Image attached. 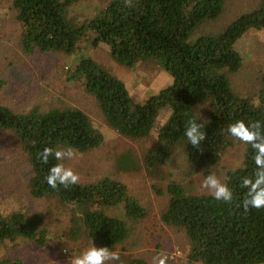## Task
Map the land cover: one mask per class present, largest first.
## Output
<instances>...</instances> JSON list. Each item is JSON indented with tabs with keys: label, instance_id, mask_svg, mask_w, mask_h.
Wrapping results in <instances>:
<instances>
[{
	"label": "trees",
	"instance_id": "16d2710c",
	"mask_svg": "<svg viewBox=\"0 0 264 264\" xmlns=\"http://www.w3.org/2000/svg\"><path fill=\"white\" fill-rule=\"evenodd\" d=\"M81 1L11 0L21 51L71 56L84 44L102 43L114 60L128 68L142 62L160 66L173 83L139 103L125 82L92 57L81 59L69 80L79 82L92 97L109 128L135 143L149 139L161 112L170 113L143 159L126 149L117 157L116 169L139 172L144 166L156 182L165 183L153 186L156 195L166 198L161 221L183 236L189 247L188 264H264V207H244L252 185L244 186L243 180L255 183L260 171L254 142L240 140L242 164L225 172L230 201L196 193L192 180L168 182L161 174L177 152L184 156L188 172L211 174L237 140L227 132L228 125L237 120L259 122L254 130L259 132L257 142L264 143V71L255 77L257 87L251 95L237 93L232 85L243 66L239 42L251 30L264 31V0L253 10L226 20L222 28L206 26L224 21L225 15L216 22L227 11V0H108L91 16L74 15L71 10ZM12 40L16 43V30ZM2 42L0 59L7 61L10 49ZM3 85L0 80V132L8 133L7 142L21 148L29 166L21 182L29 196L67 206L64 242L89 240L110 252L124 246L135 225L147 216L127 186L109 176L56 188L45 180L48 169L62 160L49 155L47 163L43 162V149L87 154L104 143L99 126L87 111L65 104L18 110L12 104L14 98L5 100ZM190 120L203 125L205 139L199 147L184 136ZM45 213L49 210L31 212L24 207L0 212V244L15 246L24 241L45 247L51 237ZM0 264L25 262L6 255L0 257ZM129 264L155 263L135 258Z\"/></svg>",
	"mask_w": 264,
	"mask_h": 264
},
{
	"label": "rangeland",
	"instance_id": "374dc122",
	"mask_svg": "<svg viewBox=\"0 0 264 264\" xmlns=\"http://www.w3.org/2000/svg\"><path fill=\"white\" fill-rule=\"evenodd\" d=\"M107 1L83 0L75 4L71 12L75 10L74 15L91 16L97 9L104 7ZM258 3L259 0H227L226 14L216 22L222 21L225 15L224 21L215 26L210 22L206 27L222 28L226 20L231 21L237 15L253 10ZM15 30L16 43L12 40ZM19 32L11 0H0V46L3 41L10 49L8 60L0 59V80L4 82L2 92L5 100L14 98L12 104L18 110L31 109L36 105L47 109L52 104H65L87 111L104 134V143L99 149L87 154L71 150L73 156L62 158V165L77 174L79 181L92 182L104 176L119 180L147 211V216L135 225L136 228L125 245L112 251L118 259H108L104 264H129L135 258L155 263V257L164 258L165 264H188L185 253L189 247L183 236L161 221L160 215L166 198L156 195L153 186L157 183L164 186L165 183L156 182L144 166L139 172H119L116 169L117 157L126 149L133 150L138 160L143 159L170 113L161 112L149 139L135 143L109 128L102 115L97 112L92 97L79 82L69 80L75 65L84 57H92L102 69L125 82L130 95L139 103L147 100L149 95L170 86L173 83L172 77L154 62H142L135 68L121 65L112 58L109 47L102 43L95 47L84 44L81 50H76L71 56L56 52L27 55L21 51L17 40ZM238 48L243 66L233 77L232 85L237 93L251 95L257 87L255 77L264 71V31L251 30L239 42ZM8 138V133L0 132V212L6 213L23 207L31 212L49 210L44 215L51 237L49 235V242L42 248L24 241H19L15 246L1 243L0 257L10 255L12 258H21L25 264H71L70 257L79 256L92 246L98 248L89 240L64 242L67 206L44 199L34 201L29 196L21 182L23 177H27L29 166L23 159L20 146L7 142ZM243 149L241 141L234 140V145L223 153L220 163L211 169V174L225 183V172L242 164ZM177 154L161 168V174L168 182L192 180L196 193L210 195L208 189L202 186L205 176L202 173L188 172L184 156L179 152Z\"/></svg>",
	"mask_w": 264,
	"mask_h": 264
},
{
	"label": "clouds",
	"instance_id": "9594fccd",
	"mask_svg": "<svg viewBox=\"0 0 264 264\" xmlns=\"http://www.w3.org/2000/svg\"><path fill=\"white\" fill-rule=\"evenodd\" d=\"M259 128V122L246 124L243 120H237L228 125L227 132L241 140L251 141L253 147L258 148L255 162L259 166L260 171L257 173L255 183L250 179L245 178L243 180L244 186L252 185L249 189V197L244 201V207L247 209L249 206L253 208L264 207V187H258L264 184V143H259V132L254 130ZM203 125L198 124L197 120H190L184 129V136L188 143L194 147H199L201 141L205 139V132L202 130ZM49 155H52L55 159L60 160L62 158H71L73 152L54 150L53 148L45 147L41 153L43 162L47 163ZM79 177L70 168H65L62 164H54L48 169V173L45 176V180L49 186L56 188L58 185H68L77 183ZM203 187L207 188L210 195L216 200L230 201L232 198V192L228 188L227 184L222 183L215 175L209 174L205 177ZM108 259H118V256L110 252L106 247L97 248L92 246L83 251L79 256L70 257L71 264H104V261ZM155 264H165V259L162 257L154 258Z\"/></svg>",
	"mask_w": 264,
	"mask_h": 264
}]
</instances>
